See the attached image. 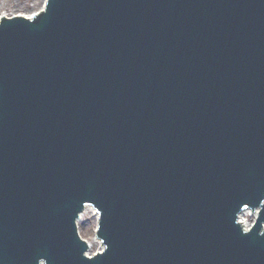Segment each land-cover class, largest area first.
<instances>
[{"label":"water","instance_id":"obj_1","mask_svg":"<svg viewBox=\"0 0 264 264\" xmlns=\"http://www.w3.org/2000/svg\"><path fill=\"white\" fill-rule=\"evenodd\" d=\"M0 264H264V0L3 18Z\"/></svg>","mask_w":264,"mask_h":264},{"label":"rangeland","instance_id":"obj_2","mask_svg":"<svg viewBox=\"0 0 264 264\" xmlns=\"http://www.w3.org/2000/svg\"><path fill=\"white\" fill-rule=\"evenodd\" d=\"M46 0H0V20L2 17L26 16L32 17L44 9ZM252 219V217L246 216ZM98 218L94 208H88L78 222L80 235L91 245V254L103 248L102 242L97 238L96 228Z\"/></svg>","mask_w":264,"mask_h":264},{"label":"bare ground","instance_id":"obj_3","mask_svg":"<svg viewBox=\"0 0 264 264\" xmlns=\"http://www.w3.org/2000/svg\"><path fill=\"white\" fill-rule=\"evenodd\" d=\"M246 216V215H245ZM103 248H101V250H102Z\"/></svg>","mask_w":264,"mask_h":264}]
</instances>
